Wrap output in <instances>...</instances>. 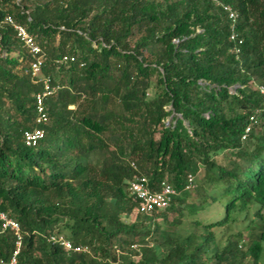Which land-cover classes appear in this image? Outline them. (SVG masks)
<instances>
[{
    "label": "trees",
    "instance_id": "16d2710c",
    "mask_svg": "<svg viewBox=\"0 0 264 264\" xmlns=\"http://www.w3.org/2000/svg\"><path fill=\"white\" fill-rule=\"evenodd\" d=\"M222 4L239 13L235 27ZM9 16L60 86L45 124L42 84ZM259 86L264 0H0V213L21 227L18 264H264ZM36 128L44 136L28 146ZM135 174L152 189L171 184L172 204L133 218ZM242 224L251 240L239 232L221 242ZM55 233L91 254L53 244ZM16 239L0 218V264Z\"/></svg>",
    "mask_w": 264,
    "mask_h": 264
},
{
    "label": "built area",
    "instance_id": "2783aa9c",
    "mask_svg": "<svg viewBox=\"0 0 264 264\" xmlns=\"http://www.w3.org/2000/svg\"><path fill=\"white\" fill-rule=\"evenodd\" d=\"M217 4H220L216 2ZM224 12L227 14L228 19L232 22L235 27L238 19L239 13L230 5H221ZM6 21L12 25L17 33L19 40L23 43V48L29 51L31 55L30 62V74L36 83L42 84V90L36 95L37 102V124H45L48 122V116L46 113V100L54 96L60 89V86L54 83L49 76L43 75V66L46 60L45 54L42 47L36 42L35 38L28 32V30L23 26L14 21L12 17H7ZM238 35L233 33L231 36L232 41H236ZM242 40L238 42V46L242 44ZM236 54H239L240 48L235 47L233 50ZM61 61H71L74 62V57L64 56ZM260 93L264 96V86H259ZM259 111L256 112V114ZM257 120L256 116L251 117L252 123ZM252 124H250L246 133L251 130ZM44 136V131L41 128H36L33 131H28L25 133V140L28 146H34L36 143L42 139ZM134 168L136 165L132 164ZM195 187V176L189 175L187 179L186 189L191 190ZM129 190L135 202H137L136 208L134 210L135 216L138 214L143 215H153L154 213L160 212L167 209L173 202L174 198L177 196V190L169 183L163 182L159 189H152L149 180L145 176H140L135 174L133 179L129 183ZM0 218L3 221L4 228H10L16 236V249L12 255L8 264H18V257L21 252L22 246V232L21 227L18 222L10 219L4 213H0ZM49 241L53 244L62 246L69 253H88L91 254V248L87 245H75L71 240H69L64 234H52L49 237Z\"/></svg>",
    "mask_w": 264,
    "mask_h": 264
},
{
    "label": "rangeland",
    "instance_id": "374dc122",
    "mask_svg": "<svg viewBox=\"0 0 264 264\" xmlns=\"http://www.w3.org/2000/svg\"><path fill=\"white\" fill-rule=\"evenodd\" d=\"M155 93H156L155 83L153 82L152 89L149 91L148 98H152L155 95ZM167 122H168V124H170L171 123V118H168V121ZM198 178L199 177H196V180H198ZM218 209L220 210L221 208L218 205H214L212 207V210L209 213H207V214H203V216L210 217L211 218L214 214H217L219 212ZM135 217L136 216L133 213V218H135ZM216 219L217 220H220L221 219V216L220 215H216V216H214L212 218V220H216ZM243 225L244 224H242V226L239 225L238 227L235 226V227H232L230 230H228L226 236H224V238H222V241L221 242L226 243V240L230 237V235L237 234L239 232H242L243 237H245V239L251 240V238H250V229H245ZM249 244H250V241L247 242L246 246L247 245L249 246ZM263 247H264V243H263ZM262 262L264 263V251H263V255H262Z\"/></svg>",
    "mask_w": 264,
    "mask_h": 264
},
{
    "label": "water",
    "instance_id": "95a60500",
    "mask_svg": "<svg viewBox=\"0 0 264 264\" xmlns=\"http://www.w3.org/2000/svg\"><path fill=\"white\" fill-rule=\"evenodd\" d=\"M170 118H172V116Z\"/></svg>",
    "mask_w": 264,
    "mask_h": 264
}]
</instances>
